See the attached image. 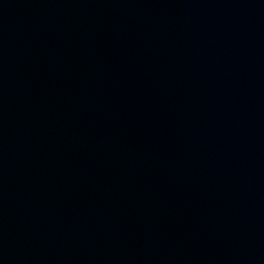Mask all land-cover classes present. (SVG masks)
I'll list each match as a JSON object with an SVG mask.
<instances>
[{"label": "water", "instance_id": "95a60500", "mask_svg": "<svg viewBox=\"0 0 264 264\" xmlns=\"http://www.w3.org/2000/svg\"><path fill=\"white\" fill-rule=\"evenodd\" d=\"M0 264H264V0H0Z\"/></svg>", "mask_w": 264, "mask_h": 264}]
</instances>
